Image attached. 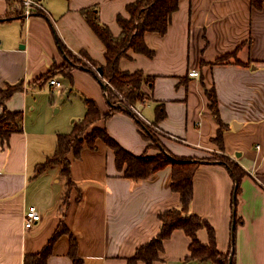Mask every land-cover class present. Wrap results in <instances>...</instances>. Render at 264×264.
Instances as JSON below:
<instances>
[{"label":"crops","instance_id":"0c3cea01","mask_svg":"<svg viewBox=\"0 0 264 264\" xmlns=\"http://www.w3.org/2000/svg\"><path fill=\"white\" fill-rule=\"evenodd\" d=\"M40 1L48 14L26 17L25 0H0V89L22 84L4 103L0 95V115L8 110L24 116L22 131L13 132L8 142L0 138V264H24L25 255L41 251L60 225L75 236L82 264H129L136 249L159 233V214L181 205L180 193L172 188L173 166L135 182L118 168L114 149L98 138L96 147L85 146L78 158L68 154L74 185L67 205L69 183L62 164L38 169L55 155L58 134L69 133L84 117L86 98L103 112L109 109L106 80L79 64L86 58L95 70L106 64V45L86 12H95L119 36L118 15L129 17L126 6L136 0ZM145 41L153 56L130 49L119 66L153 78V84L143 86L147 101L137 106L161 130L162 144L176 157L201 159L190 212L213 226L221 252L232 246L235 214V264H264V2L257 8L251 0H180L166 33L148 31ZM230 52L228 60L216 61ZM69 56L78 64L67 67ZM60 65L69 74L54 73L59 87L39 81ZM192 69L199 75L191 76ZM213 86L224 125L223 148L215 140L220 123L206 92ZM48 95L55 111L65 108L68 118L57 119L42 107ZM160 103L167 115L156 121ZM97 126L136 155L160 151L136 114L116 111ZM215 154L243 171L235 207V179L223 164L207 159ZM31 206L41 220L25 228ZM198 237L209 241L207 227L198 230ZM191 241L183 229H175L153 264H213L186 261ZM70 242L69 233L61 234L47 264H74Z\"/></svg>","mask_w":264,"mask_h":264},{"label":"trees","instance_id":"16d2710c","mask_svg":"<svg viewBox=\"0 0 264 264\" xmlns=\"http://www.w3.org/2000/svg\"><path fill=\"white\" fill-rule=\"evenodd\" d=\"M263 2L264 0H251L252 6L257 8H261ZM179 4L180 0H136L129 3L126 6L129 17H125L121 14L118 15V22L122 27V32L119 36H114L109 26L101 22L95 12H86L90 25L106 45V64L101 66L93 65L96 69L101 67L103 74L100 76L97 70L89 66L88 63L91 61L88 58L79 62L76 59L73 60L72 57L69 56V64L66 66L71 67L72 63L76 65L79 62L82 66L93 70L95 75L102 82L103 79L107 80L112 85L103 82L109 109L103 112L95 100L86 98V114L84 117L74 122L73 129L69 133L58 134L55 155L48 158L38 170H42L47 164L52 162H60L62 164L61 172L69 183V189L64 193V205H67L70 189L74 185L70 172L71 159L68 157V154L73 152V155L78 158L85 146L95 148L98 138L103 139L114 149L118 168L124 169L125 176L131 178L135 182H139L159 169L171 164L173 166L172 188L180 193L181 205L177 208L167 209L159 214L161 220L159 233L146 243L140 245L134 254L129 257L128 263L134 264L139 260H143L145 264H153L155 260L160 258V254L164 249V240L170 237L175 229H183L192 238L189 246L190 254L186 257V261L198 259L201 261L210 260L217 264H235L234 240L235 226L238 221L236 215L234 214L232 246L227 252H221L217 246L216 234L213 226L205 218L190 212V205L194 193L193 177L201 159L193 157L179 158L174 156L162 142L151 133V128L145 123L144 128L147 132L146 137L153 139L154 146L160 148L159 153L155 155H149L147 153L136 155L123 148L120 143L108 133L106 127L97 126L99 121L108 119L116 111L124 110L135 115L129 108V105L139 101L144 102L148 99L149 96L143 86L145 83L153 84V78L146 75L141 70L135 72L124 71L120 68L119 62L122 57L127 55L130 49L153 56L154 51L146 44L145 34L148 31H155L161 34L166 33L171 22L172 14L178 9ZM233 55V52L226 53L218 57L216 61H226ZM72 60L73 62H71ZM57 70H63L66 74H69L64 66H55L49 72L40 76L38 78L39 81L41 83L46 80L49 81ZM112 87L123 95L126 106L118 104L119 101L123 102V99L116 95ZM21 88L22 84H8L5 89H0V95H2L1 102L4 103L8 97ZM206 92L210 99L212 112L220 123V129L218 130L215 140L219 146L223 148L222 133L224 125L220 119L217 92L214 86L210 89H206ZM166 115L165 106L163 103H160L159 106L156 107V121L162 120ZM23 117L21 111L10 112L6 110L0 115V138L3 142H8L13 132L23 130ZM207 159L212 162L223 164L235 179V207L243 175L242 169L238 164L225 156L207 157ZM203 227H207L209 232V241L207 243H203L198 237V230ZM63 233L70 234V256L74 264H82V259L78 256L77 252V240L65 225L59 226L50 241L41 251L27 253L24 258V264H47L55 240Z\"/></svg>","mask_w":264,"mask_h":264},{"label":"built area","instance_id":"2783aa9c","mask_svg":"<svg viewBox=\"0 0 264 264\" xmlns=\"http://www.w3.org/2000/svg\"><path fill=\"white\" fill-rule=\"evenodd\" d=\"M24 15L26 17H30L35 13H47V10L43 3L40 0H25ZM191 76H198L199 72L196 69H192L190 71ZM106 83L111 85L107 80ZM60 81H58L55 77L49 79V85L53 87H59ZM112 86V85H111ZM123 96V95H122ZM124 105V104H123ZM126 106V105H124ZM129 108L147 125L153 126V124L142 114L140 108L137 105L131 104ZM156 127V126H155ZM157 128V127H156ZM258 148L260 149V145L258 144ZM41 220V213L37 210L35 206H31L28 210H26L24 215V225L25 228H32L37 222Z\"/></svg>","mask_w":264,"mask_h":264},{"label":"rangeland","instance_id":"374dc122","mask_svg":"<svg viewBox=\"0 0 264 264\" xmlns=\"http://www.w3.org/2000/svg\"><path fill=\"white\" fill-rule=\"evenodd\" d=\"M97 73L99 74L98 71H97ZM112 89H114L116 95H118L120 98L123 99V102L122 101H119L118 104H124V105H126V101L124 100V97L122 96V94L117 89H115L114 87H112ZM145 101H147V99ZM44 103L45 104H43L44 106L42 105V107H44V109L47 110V111L48 110L51 111L52 114H53V116H55V118H57V119L64 118V117L65 118H68L67 116H65V108H63L61 111L56 112L55 111V108H53V105L52 106L50 105V103H51V96L50 95H48V97H46V99L44 100ZM139 103H141V102L139 101V102L135 103V105H138ZM56 108H59V106H57ZM149 127L151 128V133L154 134L162 142V140H161V134H160L161 133V130L158 127L156 128L155 125H153V126L151 125ZM152 141H153V139H152ZM153 145H154V143H153ZM222 156L223 155H221V154H215V155L208 156V158H210V157H212V158L213 157H222ZM211 262L213 264H217V263H215L213 261H211Z\"/></svg>","mask_w":264,"mask_h":264},{"label":"water","instance_id":"95a60500","mask_svg":"<svg viewBox=\"0 0 264 264\" xmlns=\"http://www.w3.org/2000/svg\"><path fill=\"white\" fill-rule=\"evenodd\" d=\"M97 70H98V72H99V75L102 76V74H103V70H102V68H101V67H98Z\"/></svg>","mask_w":264,"mask_h":264}]
</instances>
